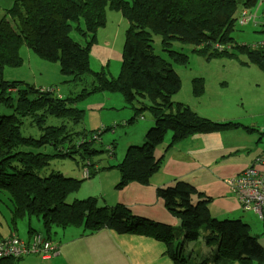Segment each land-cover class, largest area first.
I'll return each mask as SVG.
<instances>
[{
	"label": "trees",
	"instance_id": "1",
	"mask_svg": "<svg viewBox=\"0 0 264 264\" xmlns=\"http://www.w3.org/2000/svg\"><path fill=\"white\" fill-rule=\"evenodd\" d=\"M259 1L131 0L127 3L123 0H15L0 20V192L7 195L11 204L12 224L19 220L30 223L33 218L50 241L54 228H80L83 233L90 234L100 230V226L114 225V229L122 233H133L134 224L141 231L133 234L146 236L167 248L178 238L170 226L135 219L121 205L101 207L93 197L73 200L70 204L66 202L69 196L77 194L84 181L90 180L100 170L91 159L98 152L89 149L97 142L98 130L68 132L63 126H48L51 128L34 139L23 137L20 128L25 118L30 119V126H36L45 116L68 119L79 128L83 112L74 103L86 97L87 92L75 98L60 99L53 96L51 89L42 90L23 82L5 81V68L22 65L21 47L58 63L63 74L77 78L90 74L92 77L96 72L90 69L88 53L95 33L105 23L106 10L121 13L127 28L119 73L112 80L97 74L100 76L97 86H93L90 94L105 91L120 94L132 112L129 124L144 112L150 115L152 125L145 132L142 144L129 146L116 166L118 191L130 185L146 187L160 168L161 157L156 158L154 151L166 135H170L169 145H173L193 135L242 127L231 122L206 123L184 104L173 100L180 88V80L170 64L153 54V37L160 35L164 51L174 41L193 44V51L204 60L234 59L243 53L246 65L254 66L264 75V48L255 47V43L257 49L247 50L238 46L232 37L241 13L250 11ZM72 33L84 43L73 41L70 38ZM228 45L233 48L231 52L224 51ZM196 83L192 93L199 97L204 94L205 85L203 80ZM5 110L13 114L1 116ZM110 128L103 129L109 131ZM112 144L110 142L104 147V152L110 157L114 156L110 148ZM45 147H50L53 154L39 153ZM76 154L79 156L76 170L69 169L67 175L49 171L52 161L70 159ZM84 171L87 177H84ZM156 197L178 221L182 243L195 241L201 227H204L206 244L212 240L217 242V251L207 263L206 259L197 262L185 257L184 247L179 244L170 253L174 264L264 263V249L250 235L249 227L240 220L212 219L208 213L211 199L198 193L193 186L176 180L167 187L158 188ZM143 223H149L150 227L138 226ZM31 231L36 230L29 225L28 233ZM54 246L58 249L56 244Z\"/></svg>",
	"mask_w": 264,
	"mask_h": 264
},
{
	"label": "rangeland",
	"instance_id": "2",
	"mask_svg": "<svg viewBox=\"0 0 264 264\" xmlns=\"http://www.w3.org/2000/svg\"><path fill=\"white\" fill-rule=\"evenodd\" d=\"M123 1L131 3V0ZM126 28L127 23L119 11L106 10L105 23L97 29L94 41L91 43L88 53L90 69L96 72L92 77H90V74H85L79 78L63 74L60 72L58 63L37 56L25 47L20 48L19 56L22 59V65L18 68H5L3 73L5 81L23 82L42 90L51 89L53 96L60 99L75 98L87 92L86 97L74 103V106L83 112V120L79 128L74 127L72 122L68 119H57L50 116H45L38 125L30 126V119L25 118L22 120L23 124L20 128V133L23 137L37 139L47 128H51L48 126H63L68 132H73L75 130L90 132L92 129L96 128L99 136L96 137L97 142H94L89 149H94L98 153L93 155L91 159L96 162L99 169H108L109 167L117 166L122 161L129 145V138H127L128 133L120 130L119 133L113 137L111 133L118 125L111 126L109 131H105L103 125H112L111 121L114 120V117H118L119 115L122 117V120L130 122L132 116L127 113L126 109H121L119 112L114 113V104L116 108L119 109L124 105V100L120 94L112 91L96 92L94 94L90 93L93 86H97L98 77L103 76L107 80H112L118 75ZM248 29L261 32V38L252 42V34L249 31L246 32L245 38L244 32ZM263 31V27L259 28V26L248 25L243 28L237 26L232 37L238 46H244L247 50H254L257 48L253 47V43H258L264 38ZM70 38L80 44L84 43L82 39L73 33L70 34ZM160 40V35L153 37V54L161 57L170 64L172 70L180 80V88L174 95L173 100L184 104V107L200 119H203L206 123L212 124L214 122L222 124L219 121V117H222L224 114L238 113L239 109L237 107L240 103V99L243 100L242 94L244 91L245 109L250 105L252 108H257L259 105L258 101L263 100L264 75L254 66L249 64L246 65V58L242 55L243 53L237 55L238 59H236V56L234 59L232 57H226L204 60L193 51V44L174 41L170 48L164 51L161 47ZM232 49V46L230 47L228 45L225 46L224 51L231 52ZM235 52L236 51H233V53ZM170 53L172 54L170 55ZM97 74H100V76ZM198 80L204 81V94L199 97H194L192 90L193 86L195 87L197 85L196 82ZM223 82H226L228 87L223 84ZM12 92V95L16 97V93L14 91ZM210 103H213L216 107H221V109L215 113H204L200 111L201 107L203 108ZM107 108L109 109L107 110ZM262 111L263 109L260 110V112ZM1 112L2 110L0 109V113ZM11 114H13V112L5 110L1 116H9ZM146 118H150V115L144 112L141 117L133 122L144 124ZM122 125L124 126L125 124ZM148 129L149 128H147V130ZM144 134L145 133L138 136L137 140L133 142L134 145L142 144ZM200 136L206 137V133ZM101 137L103 138L102 141ZM168 138H170L169 134L166 135L164 141L160 145H164ZM111 141H113V144L110 148L114 151V156L110 157L104 152V147ZM42 149L43 150H39L40 152H37L48 155L53 154V150L50 147ZM113 157L114 159H112ZM78 163L79 156L77 154L70 159L54 160L50 163L49 171H60L62 174L67 175L69 169L74 168L76 170V164ZM74 176H78L77 173H74ZM80 177H82V174ZM79 192L80 189L77 193ZM71 196L66 199V202L69 204L71 203ZM8 213L10 216L7 219L6 215H8ZM240 217L242 218L240 221L250 226V235H257L258 243L264 249V236L262 234L264 223L259 221L251 213L242 214ZM26 225V220H19L12 224L11 204L7 195L0 192V227L4 226L7 229L6 233L0 232V252H4L0 254V264H48L43 263L40 252L33 247L34 235L28 233L29 229H26ZM30 225L33 228L39 227L38 222L33 218L30 220ZM138 226L147 229L150 227V224L143 223ZM100 227L101 229H110L114 227V225ZM173 230L178 234V238L173 247L175 249L176 246L178 247L179 244H182L184 247L182 248L183 255L186 257H188V255L195 256L197 252L200 253L202 251L207 258V263L217 251V242L215 240H212L210 244L205 243L204 227L200 228L199 237L195 241L185 243L181 242L182 237L178 229ZM118 231L114 229V239L120 242V239L116 237ZM45 241L54 245L57 243V241H50L48 238H46ZM7 250L9 253H5ZM191 251L194 253H191ZM173 252L174 251L170 250V253ZM170 253L168 254L169 257ZM79 259L78 256H73L71 259L72 264H91V262H84V260L80 261ZM230 262L233 264L234 261ZM56 264L64 263L62 261H57Z\"/></svg>",
	"mask_w": 264,
	"mask_h": 264
},
{
	"label": "crops",
	"instance_id": "3",
	"mask_svg": "<svg viewBox=\"0 0 264 264\" xmlns=\"http://www.w3.org/2000/svg\"><path fill=\"white\" fill-rule=\"evenodd\" d=\"M14 1L0 0V20ZM247 31L252 34V42L261 38V32L250 29L244 32L245 38ZM223 84L228 87L226 82ZM242 96L243 100L240 99L237 107L238 113L224 114L219 117L221 123H238L242 127L206 134V137L190 136L173 145H168L170 141L168 138L164 145L158 146L154 151L156 158L161 157V164L148 186L130 185L118 191L116 185L119 175L116 166H112L108 169L97 170L94 177L82 184L80 192L71 196V202L93 197L98 200V205L101 207L121 205L135 216L148 218L177 229L178 221L164 209L162 201L156 197V190L171 185L175 180H180L190 184L198 193L211 199L208 204L211 218L219 221L242 220L240 216L245 213L239 208L237 200L230 193L224 180L240 174L264 152V98L258 101L257 108H252L250 105L245 109V91ZM121 109H126L127 113L132 116L131 110L126 107L125 103L120 109L114 104V113ZM220 109L221 107L210 103L201 107L200 111L215 113ZM258 109H263V111L260 112ZM145 121L144 124L140 122L129 124L119 115L111 121L112 125L104 124L103 127L118 125L114 133H111L113 137L120 130L126 131L129 147L134 145L133 142L139 135L141 136L147 128L151 127V119L146 118ZM95 130L96 128L91 131ZM102 139L101 137V141ZM193 199L196 200L197 195L193 196ZM9 216L8 213L7 219ZM254 216L264 223V210L262 218ZM29 225L30 223L27 222L26 229H29ZM38 225V228H31L43 234L39 223ZM134 227L133 233L141 231V228L135 224ZM0 232L6 233L7 229L4 226L0 227ZM52 232L51 240L57 241L58 253L51 260H42L43 263L56 264L57 261H62L64 264H72V257L78 256L80 261L84 260L91 264H174L168 255L170 250H174L173 245L167 248L162 243L146 236L119 231L116 235L120 239L118 242L114 239V227L103 228L90 234L83 233L80 228H54ZM262 234L264 236V228ZM253 236L258 241L257 235ZM191 253L194 252L191 251ZM200 253L197 252L194 257L191 255L189 258L207 259L203 257L204 252Z\"/></svg>",
	"mask_w": 264,
	"mask_h": 264
},
{
	"label": "built area",
	"instance_id": "4",
	"mask_svg": "<svg viewBox=\"0 0 264 264\" xmlns=\"http://www.w3.org/2000/svg\"><path fill=\"white\" fill-rule=\"evenodd\" d=\"M248 25L261 26L264 29V0H260L250 11L245 10L241 13L237 20V26L243 28ZM256 46L264 48V39L257 43ZM253 163V165L246 167L237 176L227 178L224 182L230 193L236 198L240 209L252 212L262 218L261 208L264 207V156L257 157ZM83 174L84 177H87L86 171ZM32 235H34L33 247L40 252L42 260H50L57 254V248L45 241L46 238L43 235L39 233ZM5 253H9V251L7 250Z\"/></svg>",
	"mask_w": 264,
	"mask_h": 264
},
{
	"label": "bare ground",
	"instance_id": "5",
	"mask_svg": "<svg viewBox=\"0 0 264 264\" xmlns=\"http://www.w3.org/2000/svg\"><path fill=\"white\" fill-rule=\"evenodd\" d=\"M264 156V152L262 153V154H260L259 156H258V158L259 157H263ZM254 164V163H253ZM252 164V165H253ZM258 167V166H257ZM176 181V180H175ZM184 182V181H183ZM186 183V182H185ZM190 185V184H189ZM229 189V188H228ZM246 195H249V194H246ZM232 196L234 197V195L232 194ZM235 198V197H234ZM236 199V198H235ZM239 205V204H238ZM264 210V207H262L261 208V212ZM241 211L243 212V213H251L252 215H254L252 212H248V211H246V210H244V209H242L241 208ZM209 213V212H208ZM129 214L132 216V217H134L135 219H140V220H143V221H146V222H149L150 224H152V223H155L156 221H153V220H151V219H148V218H142V217H138V216H135L132 212H130V210H129ZM210 215V214H209ZM247 225V224H246ZM168 226H170V225H168ZM248 227H249V229H250V226L249 225H247ZM171 227V226H170ZM171 228H173V227H171ZM173 229H175V228H173ZM253 236V235H252ZM215 254V253H214ZM191 255H188V257H190ZM186 257V256H185ZM192 257H194V256H192ZM203 257H205L204 256V254H203ZM206 258V257H205ZM191 260H196V259H191ZM199 260H203V259H199ZM199 260H196L197 262L199 261Z\"/></svg>",
	"mask_w": 264,
	"mask_h": 264
},
{
	"label": "clouds",
	"instance_id": "6",
	"mask_svg": "<svg viewBox=\"0 0 264 264\" xmlns=\"http://www.w3.org/2000/svg\"><path fill=\"white\" fill-rule=\"evenodd\" d=\"M34 233H39V234H41V235L44 236V234H42L41 232H33L32 234H34ZM44 237H45V236H44ZM45 238H46V237H45ZM57 253H58V249H57ZM56 255H57V254H56ZM56 255H55V256H56ZM55 256H54V257H55ZM54 257H52V258H54ZM52 258H51V259H52ZM51 259H50V260H51Z\"/></svg>",
	"mask_w": 264,
	"mask_h": 264
}]
</instances>
